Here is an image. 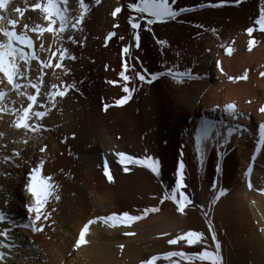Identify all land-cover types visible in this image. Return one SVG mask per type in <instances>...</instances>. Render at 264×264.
<instances>
[{"label":"bare ground","instance_id":"bare-ground-1","mask_svg":"<svg viewBox=\"0 0 264 264\" xmlns=\"http://www.w3.org/2000/svg\"><path fill=\"white\" fill-rule=\"evenodd\" d=\"M32 1L9 0L11 9L1 11L6 19L0 21V28L11 30L7 22L9 16L18 20L17 32L24 30V24L36 23ZM86 2L90 3L91 11L82 25L83 30L74 33L83 46L67 42L71 33L61 34L63 40L54 38L51 33L38 37L44 45L55 39L58 48L62 45L77 56L76 61H64L70 69L68 75L55 67L43 70L42 93L48 91L51 84L62 86L73 81L80 90L57 98L56 108L41 121L50 131L26 135L24 129L14 127L12 113H0L2 142L6 145L2 160L11 156L13 150L19 151L23 158L14 162L22 165L19 168L3 160L0 209L17 225L32 222L33 214L26 209L32 202L26 192V180L30 168L38 166L41 159L45 161L43 174L52 177L61 197L58 202L53 197L46 206L45 211L51 212V219L38 222V226L43 227L42 232L23 227L10 231L9 235L19 247L0 249L8 254L0 264H143L152 256L160 257L156 264L174 261L187 264L178 257L165 259V254L199 251L200 247L189 248L184 242L169 245L167 241L194 230L204 233L209 250H214L210 223L221 243L224 264H264V232L260 230L264 228V192L261 191L264 190V149L256 151L259 125L264 124V113L260 112L264 107V76L260 75L264 72V33L255 24L264 8V0H228L224 6L215 8L207 5L220 3V0H177L174 7L194 10L183 13L176 21L154 25L152 32L141 31V48L133 49V55L139 57L148 72L178 64L180 70L192 68L199 78L177 83L170 77H163L143 87L134 80L129 86H135L136 92L122 107L114 103L125 95L121 87L107 81L120 79L122 47L134 44L127 23L131 13L126 5L135 0ZM117 6H125V9L113 18L111 12ZM16 7L24 11L22 17L15 11ZM67 8L69 15H79V0H68ZM114 23L120 27L114 28ZM197 24L203 27H195ZM249 27L257 29L253 37L247 34ZM110 31L123 35L125 40L114 37L105 46ZM252 38L256 45L249 51L248 43ZM6 39L0 32V42ZM158 40H166L168 46L162 47ZM227 47L234 49L230 56L226 54ZM35 50L40 58H49L53 52ZM132 62L139 70V62ZM32 68L29 78L35 81L41 75L37 61ZM245 73L248 78L239 79ZM3 90L11 96L6 108L27 107L26 96H19L11 86ZM27 91L35 94L34 89ZM229 103L236 104L237 111L243 114L240 119L233 120L222 111ZM105 104L112 105L107 112ZM204 120L215 122L223 135L227 127L237 124L243 131H237L225 148L207 144L201 167L195 150V130ZM29 137L33 138L25 145L23 141ZM45 144L47 151L41 153L39 148ZM116 152L159 158L161 176L157 178L148 169L131 165V171L125 173ZM181 156L186 165L188 187L185 191L193 199L185 214H180L171 201L159 203L165 186H174ZM105 158L114 182H109L104 175ZM250 166L253 171L249 177L247 169ZM249 180L253 185L251 189ZM214 184L216 191L212 188ZM219 188L226 189V195L213 205L211 201ZM153 206L160 207L161 211L149 214L130 228L111 227L102 222L89 225L88 243L79 249L75 247L88 221L125 211L139 215L143 209ZM8 227L7 223L0 224V229ZM126 231L136 234L125 235ZM0 241L9 242L3 237Z\"/></svg>","mask_w":264,"mask_h":264},{"label":"snow or ice","instance_id":"snow-or-ice-1","mask_svg":"<svg viewBox=\"0 0 264 264\" xmlns=\"http://www.w3.org/2000/svg\"><path fill=\"white\" fill-rule=\"evenodd\" d=\"M67 2L68 0H44V2L36 0V2L31 5L33 10H39L44 14L43 19L46 21V25L35 22L31 26L29 24H24V30L22 32H17L15 27L18 24V20L11 19L9 16L7 22L11 26V30L0 28L2 35L7 38L6 41L0 42V74H2V76H0V85H2L3 88L11 86V89L19 96H26L29 101L27 107L22 106L19 109L6 108L4 106V101L7 93L3 88H0V113L5 111L12 113L15 116L14 127L16 129H24L26 135L28 132L41 133L50 131V129L42 124L41 121H43L49 113L56 108L57 98L62 99L66 97L71 91H80L77 87V82L73 81L71 83L65 82L62 86L51 84L49 85V90L42 93L41 89L44 85L43 70L55 67L57 69H62L63 73L68 75L70 69L65 66L64 61H76L77 56L68 48L61 46L56 51L51 52V55L47 60H41L35 50V41L27 34L29 30L33 33H38L40 36H43L44 33H51L54 38L59 37L60 40H63L64 36L61 34L71 33L67 36V42L73 45L83 46L82 42L75 38L74 33L83 30L82 25H84L85 18L91 11V5L86 2V0H79V15L71 16L69 15ZM100 2L101 0H95L96 4H99ZM176 2L177 0H171V2L170 0H135V2L127 3L126 8L129 13H131L128 15L127 23L132 30L134 44H126L122 47L121 54L123 62L121 71L119 72L120 79L107 81L110 85L120 86L122 92L125 94L121 98L115 100V106L122 107L132 100L133 95L136 92V87H130L129 85H131L134 80L139 82L140 87H143L144 85H152L155 81L163 77H170L177 83H183L185 79L199 78L194 75L192 68L180 70L178 64H174L171 67L165 65L164 70L162 71L148 72V70L143 67V63L139 61V57L133 55V49L139 50L141 48V31L152 32L154 25L176 21L183 13L194 10L185 7L176 8L174 7ZM227 2L228 0H220V3H213L207 6L213 8L222 7ZM204 6L205 5H201V7ZM8 7L9 0H0V10L6 11ZM124 9L125 6L115 7L111 12L112 17L116 18L124 11ZM15 11L19 13L21 17L24 15V11L19 7H16ZM5 19L6 17L0 14V21ZM255 24L259 26V31L264 33V8L261 9V14L255 21ZM113 27L119 28L120 25L114 23ZM195 27L202 28L203 26L197 24ZM256 30L255 27H249L247 29L248 36L253 37V33ZM211 31L215 32L216 30L212 29ZM114 37L121 41L125 40L123 35L118 36L116 31H110L105 38V46H107V42L111 41ZM55 42L54 39V43ZM157 42L162 47L168 46L166 40H158ZM255 45V38L250 39L248 50L251 51ZM221 47L224 46L221 45ZM39 49L41 52L46 51L43 43L39 45ZM225 51L226 54L230 56L233 54L234 49L232 47H227ZM176 55L179 57L180 53L177 52ZM133 60L139 62V70L137 64L132 62ZM33 61L38 62L39 69L41 70V75H39L35 81L29 78ZM53 61H56L55 64H53ZM219 64L220 62L217 61L218 66ZM221 71H223L222 68ZM260 75L264 76V72H261ZM247 78V73L239 77L241 80H246ZM230 79L235 78L230 77ZM24 81H26V83H24ZM79 83H83V81H80ZM29 88L34 89L35 94L29 93L27 91ZM41 96L44 97V100H41ZM45 101H47V103H45ZM49 104L51 107H49ZM109 107H112V105L105 104L104 111L107 112ZM222 111L227 113L228 117L233 120H238L243 116L242 113L237 111V106L234 103L227 104ZM260 112L264 113V107L260 108ZM237 131H243L239 124L235 127H227L226 135H223L221 129L217 127L215 122L204 120L199 128L195 130V150L199 154L198 162L200 166L202 167L204 163L207 144L211 143L212 145H219L220 148H225L229 144L231 137ZM32 138L33 137H29V139L24 140V144L27 145ZM36 138L39 139V136ZM221 139L223 140L222 144L220 143ZM0 147H6V145H0ZM261 149H264V124L259 125V140L256 151L260 152ZM39 151L41 153L46 152L47 145L45 144L39 148ZM115 155L118 157V162L121 164L125 173L131 171V167H129L131 165L148 169L157 178L161 176L162 163L159 158L151 155L136 157L125 152H116ZM221 155H223V153H221ZM17 158L23 159L20 156L19 151L13 150L11 156H6L3 159L6 163L11 161L15 167L19 168L22 165L14 163ZM252 159L255 161L256 157L253 156ZM24 163H27V161L24 160ZM44 167L45 161L41 159L39 165L31 167L27 174L26 192L32 202L26 205V209L28 213L33 214L31 223L17 225L13 219L9 218L8 215L0 209V224L7 223L9 225L8 228L0 229V237L9 241L7 243L0 241V249L7 248L11 250L12 248L19 247L15 239L9 235L10 231L15 227L31 228L34 232H42L43 227L38 226V222L51 219V212L45 211L46 206L53 197L57 202L61 197L57 194L58 185L52 182V177L43 174ZM103 169L107 180L109 182H114V177L110 172L106 158L104 160ZM185 169L186 165L181 156L178 162L174 186H171L170 188L165 186V190L159 200L161 205L164 204L165 201H171L180 214H185L186 208L193 204L191 195L185 191L188 187L185 182ZM252 171L253 168L250 166L247 169V175L249 177L251 176ZM219 172L220 167L218 165L217 173ZM216 187L215 184L212 186L213 191H216ZM248 187L250 189L253 187L251 180H249ZM261 191L264 192V190ZM226 192V189L219 188L211 203L213 205L216 204L220 201L221 197L226 195ZM53 211H55V209H53ZM160 211V207L153 206L143 209L139 215H133L125 211L120 214L113 213L108 216L97 217L94 220L88 221V224L81 230L75 247L79 249L82 245L88 243L86 240V234L89 232V225L102 222L111 227L124 226L130 228L133 223L146 218L151 213H159ZM209 227L212 229L211 240L214 242V250H209L204 233L189 230L177 235L175 238L169 239L167 243L169 245H178L181 242H184V245L189 248H197L199 246L201 250L191 252L170 251L165 254L164 258L178 257L181 260L186 261L187 264H224L223 257L220 253L221 243L217 239L216 231L211 223L209 224ZM260 230L264 232V228H261ZM135 234L136 233L132 231L125 232V235L132 236ZM120 247L123 248L124 246L121 245ZM7 255L8 254L5 251L0 250V262H3ZM159 259V256H152L150 259L145 260L143 264H156V261ZM171 264H179V261L171 262Z\"/></svg>","mask_w":264,"mask_h":264},{"label":"rangeland","instance_id":"rangeland-1","mask_svg":"<svg viewBox=\"0 0 264 264\" xmlns=\"http://www.w3.org/2000/svg\"><path fill=\"white\" fill-rule=\"evenodd\" d=\"M34 2H36V0H33ZM32 1V3L34 4V2ZM11 9V7L9 6L8 7V11ZM22 9V8H21ZM2 10H0V14H2V12H1ZM40 13V14H39ZM36 14V15H35ZM36 17V23L38 22L39 24H42V25H46V21L43 19V14L39 11V10H34V18ZM39 17H41V19L43 20H41V19H38ZM39 20V21H38ZM41 21V22H40ZM44 22V23H43ZM9 29V28H8ZM31 33V38L35 41V45H36V49H39V47H37V44H38V46L40 45V39L38 38V37H41L38 33H33V32H30ZM38 35V36H37ZM34 36H37L36 38H34ZM57 46V47H56ZM62 45H60V47H61ZM59 47V45H57V43H54L53 41H51L50 43H49V45H44V48L45 49H48L49 51H53V50H55L56 48H58ZM52 48V49H51ZM41 60H46V59H48V56H44V57H41L40 58ZM34 64H35V61H33V63H32V65L34 66ZM34 68V67H33ZM32 68V69H33ZM11 101V96L9 95V94H7L6 95V98H5V101H4V106L5 107H7L8 106V104H9V102ZM2 123H0V134H2V135H4L3 134V131H2V129H1V127H2V125H1ZM2 135H0V144H2V145H4V142H2V138H3V136ZM3 141H4V138H3ZM3 148L4 147H2V149H1V147H0V167H2V166H4V164H3V160H2V158H1V154H2V157L4 156V151H3ZM1 151H3V153L1 152ZM2 162V163H1ZM1 169V168H0ZM2 170V169H1ZM0 188H1V186H0Z\"/></svg>","mask_w":264,"mask_h":264}]
</instances>
